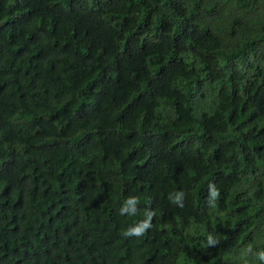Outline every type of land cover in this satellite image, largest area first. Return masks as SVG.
Wrapping results in <instances>:
<instances>
[{
    "label": "trees",
    "instance_id": "1",
    "mask_svg": "<svg viewBox=\"0 0 264 264\" xmlns=\"http://www.w3.org/2000/svg\"><path fill=\"white\" fill-rule=\"evenodd\" d=\"M257 250L264 0H0V264H264Z\"/></svg>",
    "mask_w": 264,
    "mask_h": 264
},
{
    "label": "clouds",
    "instance_id": "2",
    "mask_svg": "<svg viewBox=\"0 0 264 264\" xmlns=\"http://www.w3.org/2000/svg\"><path fill=\"white\" fill-rule=\"evenodd\" d=\"M219 195L218 189L215 187L214 184H209V197H210V203L214 202L215 198ZM185 196V193L183 191L176 192L174 195H170L169 199L177 204L178 206H183V198ZM139 203V198L137 196H129L127 197L122 206L120 207L119 211L123 214H129V215H135L136 214V206ZM155 215L153 211H146L145 212V218L141 221H139L135 226L129 227L127 230H125L122 235L125 237H141L145 234V232L152 227V217ZM208 243L210 245H213L217 243V241L209 235L208 237ZM247 253H252L251 246H248L246 249ZM255 258L259 259L260 261H264V250H257L255 252ZM245 264H247V261H245Z\"/></svg>",
    "mask_w": 264,
    "mask_h": 264
}]
</instances>
